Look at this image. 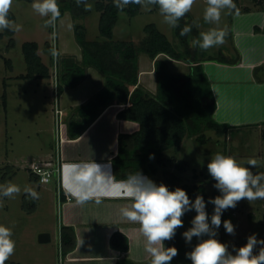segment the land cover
<instances>
[{
    "label": "rangeland",
    "instance_id": "rangeland-1",
    "mask_svg": "<svg viewBox=\"0 0 264 264\" xmlns=\"http://www.w3.org/2000/svg\"><path fill=\"white\" fill-rule=\"evenodd\" d=\"M76 3V0H72ZM95 0H86L89 10L85 5L76 4V10L83 9L84 15L73 18L69 10L58 18L54 27H45L47 17L37 14L31 7L33 0H13L11 11L14 14V22L20 26L19 31H14L12 42L9 36H0V185L8 182L18 185L21 189L19 194L12 198L0 196V225L11 228L12 239L15 241L14 254L5 261V264H63L59 243L56 239V232L59 227L58 212L55 204L54 180L47 183H40V188L31 179L29 165L32 162H42L46 158L42 155L47 149L53 152L55 149L54 121L52 114L53 106V71L57 76L60 73V49L64 46L74 47L77 41L74 36V24H81L84 27L87 40L100 39L98 30L99 12L94 8ZM205 0H195V3L188 18L190 24L197 21L200 25L197 35L191 36L189 43L199 36V32L207 31L217 25L206 24L203 20ZM228 10L221 14L218 27L226 25ZM153 23L156 28L164 33L173 44L175 49L182 50L178 38L174 35L173 27L163 22L159 10L153 6H139V11L129 16L125 11L118 12L117 20L112 29V38L118 40H131L139 44L144 36V26ZM3 30H0V33ZM24 41H35L38 45L37 53L41 60L49 68V77L34 78L23 77L26 72V63L21 50V43ZM57 48V64L53 66L52 43ZM51 45V49H50ZM198 53L227 56L223 53H216L215 47L202 51L198 47ZM143 55H146L143 53ZM92 71L99 72L90 67ZM91 71L85 78L83 84L76 88L65 89V97L73 95L93 96L99 88L104 85V80L91 78ZM97 74V75H98ZM98 76V77H99ZM101 86V87H100ZM75 89V90H74ZM73 91V92H71ZM72 95V94H71ZM66 100V98H64ZM59 100V99H58ZM264 125L232 128L231 133L225 136H218L211 129L204 130L207 140L198 143L195 140H186L184 147L175 155L180 159L187 160L189 167L181 173V181L190 187L203 184L205 190L206 212L209 216L214 211V205L207 203L213 191L218 195L221 193L213 185L215 180L207 171V164L211 156L217 152L231 155L238 162L246 165L249 158L258 160L259 165L253 168L254 173H264ZM173 153V152H172ZM167 154H169L167 152ZM38 182V181H37ZM32 188L40 198L36 201L27 196L24 189ZM194 201V200H192ZM30 208V210H29ZM31 208H33L31 210ZM196 212H186L182 217L183 227L177 229L176 235L171 240L172 245L178 249V255L173 258L171 264H192L186 257L199 242L193 237L191 243H186L183 232L192 225L191 221ZM222 224L217 230L215 237L221 243L228 245V251L235 255L234 248L246 244L247 238L255 234L258 240H264V200L248 202L241 200L235 208H229L222 213ZM230 220L235 228V234H227L223 221ZM41 231H48L52 236L51 242L39 243L37 235ZM200 239H208L202 236ZM261 245L257 244L254 254H258Z\"/></svg>",
    "mask_w": 264,
    "mask_h": 264
},
{
    "label": "trees",
    "instance_id": "trees-1",
    "mask_svg": "<svg viewBox=\"0 0 264 264\" xmlns=\"http://www.w3.org/2000/svg\"><path fill=\"white\" fill-rule=\"evenodd\" d=\"M60 7V17L69 10L72 17L84 15V10H76V3L72 0H57ZM238 7V0H234ZM137 4L124 7L129 16L139 11ZM94 8L99 12L98 30L100 39L87 40L84 27L74 24V36L81 49V61L71 58H60V73L58 76L57 92L62 86H75L84 76L87 66L94 67L105 78L103 87L89 100L77 107L78 118L67 125L70 137L78 136L81 131L98 115L107 105L114 102L128 103L118 111L119 118L132 120L138 123V129L131 134L118 135V148L112 157L114 178H127L132 174L151 173L157 167L162 168L165 181L163 183L169 190L180 187L184 189L191 200L199 195L205 200L203 184L190 187L181 181V173L189 167L187 160L165 158L163 153L172 148L177 151L180 142L185 136H194L198 143H204L207 137L204 130L211 129L218 136H227L231 133V125L214 119V97L209 80L204 72L198 49L188 42V35H197V29L190 24L188 13L179 20V26L173 28L174 35L182 45L177 50L153 23L144 26V36L135 44L131 40H118L112 38V29L117 20L118 12L114 0H95ZM158 9V6H156ZM8 18L14 21V14L10 10ZM189 25L192 31L182 36L181 29ZM14 31L3 30L0 36H9L12 42ZM38 45L35 41H24L21 50L26 63V72L21 75L30 78H48L49 68L37 53ZM51 49V47H50ZM145 53L153 59L156 75V91L150 94L137 82L138 54ZM158 54H165L176 60H183L189 64V70L184 74L171 73L167 70L163 60L157 59ZM223 62H236L238 56L230 58L219 55L208 57ZM264 138V131H263ZM150 155L154 158L150 159ZM168 168V169H167ZM215 198L218 193L213 191ZM75 239L72 229L61 227L60 250L64 255L74 246ZM110 244L119 250H126L127 240L119 232L110 237ZM170 247V245H166ZM117 264H132L120 261ZM151 264V259L146 263Z\"/></svg>",
    "mask_w": 264,
    "mask_h": 264
},
{
    "label": "crops",
    "instance_id": "crops-1",
    "mask_svg": "<svg viewBox=\"0 0 264 264\" xmlns=\"http://www.w3.org/2000/svg\"><path fill=\"white\" fill-rule=\"evenodd\" d=\"M237 9L238 13L228 14L226 25L222 26V28L227 27L228 29L226 42L215 47L214 50L216 53H223L230 58L238 56V60L233 63L223 62L216 58H208L215 57V54L198 53L214 97L213 117L219 122L228 123L234 129L241 126L264 125V0H238ZM189 40L190 34L188 42ZM60 54H62L60 58L68 57L76 62L81 61L79 45L68 48L64 46L60 49ZM156 58L163 60L167 70L171 73L184 74L189 70V64L183 60H176L165 54H158ZM153 61L142 52L138 54L137 82L150 94H154L156 91ZM90 67L92 66L85 68L84 76L75 86L63 85L58 93V102L63 109L66 125L65 133L57 147L55 140L53 152H49L47 149L42 153L46 158H51L55 155V150L58 149L60 171L58 180L53 178L54 198L59 221L56 239L60 246V229L63 226L72 229L75 239L73 248L62 255L63 264H117L120 261L146 264L151 256L144 250L146 240L139 231V224L124 219L120 214V209L128 206L131 201L121 197L118 194L119 189L114 187L115 184L127 180L128 177L114 178L111 163L112 157L117 152L118 135L131 134L139 126L135 121L117 116L118 111L128 103L114 100L113 103L100 110L94 120L78 136L70 137L67 132L68 123L78 118L77 107L91 99L101 88L91 97L73 95L75 93H71L70 97H65L67 91L63 87L76 88L80 86L89 71L92 72L89 75L91 78L102 80L101 76L105 81L99 71L98 74ZM34 79L36 82L41 80L40 78ZM186 140L195 139L194 136H185L177 151L168 148L164 151L163 157L180 159L175 153H179L183 149ZM92 161L100 166V171L106 179V182L101 184L98 189L106 195L93 196L84 203H78L72 192L80 191L83 186L73 182L72 176L75 170L69 166L91 163ZM141 174L155 183L165 181L160 167L151 173ZM30 176L40 188L37 177L32 173ZM57 182L62 192L60 203L57 202L56 197ZM38 197L40 198L39 194ZM97 198L100 200L99 203L96 202ZM32 201L35 202L36 199ZM115 232L121 233L126 238V250H119L110 244V237ZM51 240L50 234L49 242ZM171 242V240L165 241V247L167 244L173 247Z\"/></svg>",
    "mask_w": 264,
    "mask_h": 264
},
{
    "label": "clouds",
    "instance_id": "clouds-1",
    "mask_svg": "<svg viewBox=\"0 0 264 264\" xmlns=\"http://www.w3.org/2000/svg\"><path fill=\"white\" fill-rule=\"evenodd\" d=\"M205 2L207 6L204 9L203 20L206 24L217 27L199 32V36L192 40V44L202 51L226 42L227 27H218L222 12L227 9L231 15L239 11L234 0ZM114 3L121 10L129 4L158 6L163 22L175 28L179 26V20L191 11L195 0H114ZM12 4L13 0H0V30L19 31L20 26L8 18ZM76 4L78 6L84 4L85 10L90 8L86 0H76ZM31 7L40 16L48 18L44 22L45 27H54L61 15L57 0H33ZM193 25L200 27L197 21H193ZM191 31L192 27L185 25L180 34L184 36ZM149 158L153 159L154 156L150 155ZM246 165L238 162L235 157L220 152L211 156L207 171L216 182L213 186L221 194L207 201L214 205L210 223L204 198L198 195L192 201L187 192L180 187L169 190L163 183L157 185L139 172L114 185L119 189L118 194L121 197L131 201L128 206L120 209V214L124 219L139 224V231L146 240L144 250L151 256V264H171L173 258L178 255V249L174 246L165 247L164 242L175 237L177 229L183 227L182 217L186 212L193 210L196 215L191 221L192 226L182 234L186 243H191L193 237L199 240L193 249L186 253L192 264H264V240H258L255 234L247 238L246 244L233 249L235 255L228 251V245L215 238L222 224L221 216L224 211L235 208L241 200L248 202L264 200V173L252 171L258 167V160L249 158ZM69 167L75 170L73 182L83 186L80 191L72 192L78 203H84L93 196L106 195L102 190L98 191L106 179L97 163L92 161ZM20 191L18 185L10 182L0 185L2 197L12 198ZM24 191L33 200L39 198L38 193L32 188L26 187ZM96 202H100L99 198ZM223 227L227 234H235L234 225L230 220H224ZM205 235L208 239H200ZM11 237V228L0 225V264H5V261L14 254L15 241ZM257 244L261 245V248L258 254H254Z\"/></svg>",
    "mask_w": 264,
    "mask_h": 264
},
{
    "label": "built area",
    "instance_id": "built-area-1",
    "mask_svg": "<svg viewBox=\"0 0 264 264\" xmlns=\"http://www.w3.org/2000/svg\"><path fill=\"white\" fill-rule=\"evenodd\" d=\"M51 47V45H50ZM52 58L54 62L52 63L54 68H56L57 64V48L55 47V42L53 41L52 43ZM52 81H53V106H52V114H53V121H54V133H55V140H56V147L58 146V143H60L63 139V134L65 133V121H64V114H63V109L59 106L58 102V92H57V84H58V76L56 74V70L54 69L53 71V76H52ZM58 149L55 150V155L51 157V159H48L46 161L42 162H32L29 165V168L31 170V173L35 175L40 183H47L53 178H57L58 180V175H59V159H58ZM61 196L62 192L60 189V186L57 182V188H56V197H57V202H61ZM66 197V194H65ZM68 198V197H67Z\"/></svg>",
    "mask_w": 264,
    "mask_h": 264
},
{
    "label": "water",
    "instance_id": "water-1",
    "mask_svg": "<svg viewBox=\"0 0 264 264\" xmlns=\"http://www.w3.org/2000/svg\"><path fill=\"white\" fill-rule=\"evenodd\" d=\"M37 241L39 243H47L50 241V232L48 231H41L37 235Z\"/></svg>",
    "mask_w": 264,
    "mask_h": 264
}]
</instances>
